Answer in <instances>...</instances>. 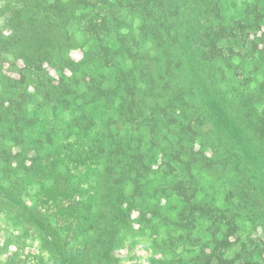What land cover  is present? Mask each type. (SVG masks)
<instances>
[{"label":"rangeland","instance_id":"1","mask_svg":"<svg viewBox=\"0 0 264 264\" xmlns=\"http://www.w3.org/2000/svg\"><path fill=\"white\" fill-rule=\"evenodd\" d=\"M23 1L0 0L1 46L6 45L16 26L13 14L22 8ZM211 1L208 0L210 5ZM218 1L226 25L233 29L231 35L218 42L221 48L230 47L225 59L210 54L206 67L209 72L200 81L196 77L202 66L193 59L189 66L183 69L181 66L180 71L168 72L171 80L179 72L180 83L195 75V82L203 84L196 89L207 95V103L198 113L187 110L181 116L180 123L189 125L192 120L191 125L196 129L203 127V134L182 138L184 151H178L182 152L184 163L176 172L168 175L163 172L162 165L169 153L167 147H162L163 153L161 148L151 153L153 169L148 183L143 182L144 196L139 201L144 207L139 210L146 212L157 207L154 209L158 214L151 222L144 221L140 211L133 208L129 219L107 222L108 207L119 206L104 205L103 170L97 163L79 168L76 173L79 180L68 189L70 197L55 201L42 198L40 179L35 173L21 174L12 179L20 187L0 182L4 186L1 189L4 191H0V264H264V85L260 86L264 83V0ZM62 12L63 18L53 20L56 32L49 36L64 46V57L79 61L83 52L67 43L69 35L63 23L69 16L67 11ZM209 13V9L200 8L193 16L194 22L190 19L192 27L206 26L204 23L211 20ZM130 15L126 17L127 26L118 32L133 38L130 46L136 57L135 66L141 73L139 64L160 59L162 49L158 53L150 38L138 37L142 18L139 14ZM238 22L245 24L244 27L237 26ZM214 26L212 20L208 28ZM40 36L50 41L46 33ZM33 41L14 42L6 51L11 58L5 67L21 66L31 55L29 44L37 43ZM185 44L192 45L191 41ZM202 44H205L202 47L210 46L212 52L216 48L214 36L207 37ZM180 88L191 99L189 86ZM137 97L143 101L147 119L156 117L155 104L159 97L141 90ZM215 99L221 100V106L230 112L228 117L218 110ZM242 114L249 125L240 119ZM200 117L202 123L198 122ZM148 125L144 123L147 131L138 135H146L147 141L152 136V126ZM202 144L208 146L207 153H201ZM190 158L192 165L187 166ZM22 178L24 183H20ZM178 182L181 199L173 191L165 192L168 190L165 188H172ZM191 186L193 193L187 191ZM77 203H89L92 208L80 206V214ZM111 226L118 232L115 236L109 232Z\"/></svg>","mask_w":264,"mask_h":264},{"label":"trees","instance_id":"2","mask_svg":"<svg viewBox=\"0 0 264 264\" xmlns=\"http://www.w3.org/2000/svg\"><path fill=\"white\" fill-rule=\"evenodd\" d=\"M23 2L22 8L13 14L16 26L11 36L6 45H0V182L20 187L12 179L35 173L34 176L40 179L42 198L55 201L70 197L68 189L79 180L76 176L79 168H89L97 163L103 170L104 205L114 203L119 206L108 207L107 222L129 219L133 208L140 211L142 220L151 222L158 214L154 209L157 207L146 212L139 210L144 207L139 201L144 196L143 182L148 183L153 169L151 153L167 147L169 153L162 165L163 172L165 175L176 172L184 163L182 152L178 151L183 150L182 138L203 134V127L196 129L191 125L192 120L189 125L180 123L181 116H185L187 110L191 114L198 113L207 103V95L196 89L203 84L195 82V75L180 83L179 76L182 75L179 72H175L174 80L168 72L180 71L181 66L182 69L189 66L190 59H193L202 66L196 77L200 81L201 76L205 77L209 72L206 67L210 54L225 59L230 47L221 48L218 42L231 35L233 29L226 25L219 1L212 0L211 5L208 0ZM202 7L209 9L211 20L204 23L206 26L200 24L193 28V16ZM62 11H67L69 16L63 23L67 25L66 34L69 35L67 43L83 52L79 61L64 57V46L53 42L49 36L56 32L54 18L64 17ZM133 13L142 18L138 37L150 38L158 53L162 49L163 56L148 64L140 63L141 73L135 66L136 57L130 46L133 38L118 32L122 26H127L126 17L135 15ZM191 17L193 22L190 24ZM212 20L215 26L208 28ZM244 25L238 22L237 26L243 28ZM40 33H46L50 41L42 39ZM213 36L216 48L212 52L210 46L202 47L205 45L202 43ZM17 39L31 42L33 39L37 43L29 44L31 55L21 66L7 69L5 66L11 57L6 51ZM190 41L191 47L185 44ZM149 73L152 76L149 77ZM155 75L159 76L156 78ZM184 86H189L191 99L182 94L180 87ZM139 90L159 97L155 104L156 117L151 120L147 119L143 101L137 97ZM219 102L222 101L215 99L218 110L228 117L229 111ZM30 109H33L31 113ZM241 117L247 124L246 116L242 114ZM200 120L201 117L198 122ZM144 123L152 126L148 141L146 135L138 136L147 131ZM190 141L192 143L194 138ZM207 147L202 144L201 153H207ZM171 149L174 152H170ZM188 164L192 165L191 158ZM20 183H24L23 178ZM179 184L165 188L168 189L165 192L170 190L177 199L183 198ZM3 187L0 184V191H4L1 190ZM187 191L193 193L194 188L191 186ZM88 204L77 203L80 214L81 207L92 208ZM111 227L109 232L115 236L118 232Z\"/></svg>","mask_w":264,"mask_h":264},{"label":"flooded vegetation","instance_id":"3","mask_svg":"<svg viewBox=\"0 0 264 264\" xmlns=\"http://www.w3.org/2000/svg\"><path fill=\"white\" fill-rule=\"evenodd\" d=\"M255 112V111H254ZM257 113H260V110H257ZM246 122H248V119L246 120ZM248 125L250 124V122L247 123ZM179 264V263H178ZM216 264H219V262H216Z\"/></svg>","mask_w":264,"mask_h":264}]
</instances>
